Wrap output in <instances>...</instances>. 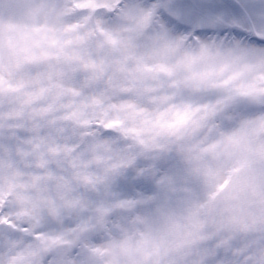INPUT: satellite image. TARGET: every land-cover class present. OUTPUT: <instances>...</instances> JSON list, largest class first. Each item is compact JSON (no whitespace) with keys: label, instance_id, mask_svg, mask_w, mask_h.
<instances>
[{"label":"rangeland","instance_id":"obj_1","mask_svg":"<svg viewBox=\"0 0 264 264\" xmlns=\"http://www.w3.org/2000/svg\"><path fill=\"white\" fill-rule=\"evenodd\" d=\"M75 1L0 0V264H264L201 229L230 172L264 153V113L241 106H264V48L182 53L167 29L139 39L151 16L132 3L95 46L97 18L66 17ZM35 41L43 65L29 61ZM155 66L178 90L170 106L134 84ZM202 121L215 126L182 140Z\"/></svg>","mask_w":264,"mask_h":264},{"label":"flooded vegetation","instance_id":"obj_2","mask_svg":"<svg viewBox=\"0 0 264 264\" xmlns=\"http://www.w3.org/2000/svg\"><path fill=\"white\" fill-rule=\"evenodd\" d=\"M142 2H143L142 0H140V2H137V0H112L110 2L101 3L98 5H87V4H82L81 2L76 0L74 2L76 8L71 12H73L74 16L77 18H81L82 16L85 15H93V17L97 18L96 23L94 24L89 25V22L86 23L88 30L87 37L91 38L90 41L95 46L96 43L100 45L104 43V45L102 46L105 47L108 46L110 42L106 38L105 41L102 40L101 37H103L102 33L104 32V30L102 31L101 24L104 25L105 27L113 25L115 19L123 14L125 3L137 4ZM140 7L145 8L146 7L145 3H143V6ZM147 8L149 9L148 14L149 16H151V18L149 19L150 22L149 31L146 30V27L143 28L138 33L139 39L144 38L146 33L148 32H154L152 31V29H155V32L159 35L162 34L164 31H166L167 29L168 31H170L172 35H175L178 38V35L173 34L171 31H173L174 29L178 31V29H180V31L187 32V34L190 36L194 33H202L203 35L201 36L198 34L194 35V38L196 37L199 39L200 37L204 36L205 39L199 41L200 45L201 46L206 45V47L205 46L203 47L208 48L209 51H216L220 49H226V48L232 49L238 47L236 43L235 45L233 43L234 46L232 47L225 45L226 42L224 38L227 34H231L232 38L234 37L238 38L239 37L238 35H240L242 32H248L250 35L251 34L253 35V33L256 35H262L264 33V0H148ZM163 13L169 15L172 20L171 21L164 20ZM189 15H196V16L198 15L202 17L204 19V22L206 24H209V26H202L201 23L200 25L192 26L185 19V16H189ZM243 16L244 17L247 16L250 22V25H248L249 29L247 31L242 30L241 28L238 27L239 22L241 23V19H243ZM14 30L16 31L18 30L16 29V26H14V28L11 27V32ZM107 36L110 37V35ZM12 42L15 41L13 40ZM37 42L38 41L31 42L29 48L31 47L32 44ZM118 48L120 49L122 47L120 46ZM43 64H44V59L39 60L37 63L33 65H43ZM152 69L163 71L166 74V72L163 69H160L159 66L151 67L149 69L142 70L141 72ZM78 77L80 80L81 76L80 75L77 76V80H76L77 82H78ZM93 79L89 78V82H91ZM249 88L251 89V87ZM252 92L253 91L249 92L248 94L243 91L242 93H244L245 96L250 94L252 95ZM174 93H176V95H174L175 97L170 103H166L165 105H160V104H155V105L162 107L172 105L176 101V98L178 96V90H176L175 88H174ZM239 99H243V98L240 97ZM254 101H255L254 98H252V102L246 100L245 103L249 102V104L242 103L243 105L241 106L243 107L253 106L255 103ZM203 111L201 112V114L204 113ZM242 116L243 119L252 118V115L248 114V112L246 111H244ZM199 117L194 116L191 122H194L196 120L199 121ZM248 119L244 121V123H246ZM211 126H215V125H211V123L209 122L202 121V125L200 126L198 125L197 127H193L192 129L185 128L183 126V129L179 131L181 132L182 140H185L186 138L189 139L193 134L206 133ZM173 139L176 138L173 137ZM128 142L131 145H133L130 141ZM160 155L162 154L160 153ZM176 158L173 159L175 160ZM173 159H170L169 161ZM237 171H239V168L236 169V172ZM154 178L156 177L154 176ZM135 182L138 184L137 180H135Z\"/></svg>","mask_w":264,"mask_h":264},{"label":"water","instance_id":"obj_3","mask_svg":"<svg viewBox=\"0 0 264 264\" xmlns=\"http://www.w3.org/2000/svg\"><path fill=\"white\" fill-rule=\"evenodd\" d=\"M31 62L45 57L43 43H34L28 50ZM136 85L146 97L157 101L171 98L172 84L166 75L149 71L138 74ZM212 229L219 240L240 249L262 247L264 255V155L246 165L214 207Z\"/></svg>","mask_w":264,"mask_h":264}]
</instances>
